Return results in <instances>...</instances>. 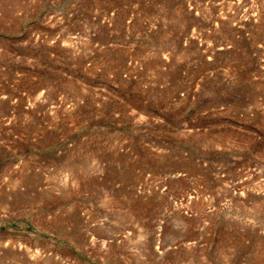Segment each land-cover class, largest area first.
Returning <instances> with one entry per match:
<instances>
[{"label": "rangeland", "instance_id": "rangeland-1", "mask_svg": "<svg viewBox=\"0 0 264 264\" xmlns=\"http://www.w3.org/2000/svg\"><path fill=\"white\" fill-rule=\"evenodd\" d=\"M0 264H264V0H0Z\"/></svg>", "mask_w": 264, "mask_h": 264}]
</instances>
